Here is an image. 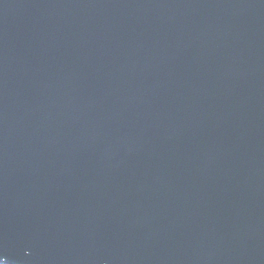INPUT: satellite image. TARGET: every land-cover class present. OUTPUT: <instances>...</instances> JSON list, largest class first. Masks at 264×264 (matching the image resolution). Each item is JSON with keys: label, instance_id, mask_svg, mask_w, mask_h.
I'll return each mask as SVG.
<instances>
[{"label": "water", "instance_id": "obj_1", "mask_svg": "<svg viewBox=\"0 0 264 264\" xmlns=\"http://www.w3.org/2000/svg\"><path fill=\"white\" fill-rule=\"evenodd\" d=\"M2 264H264V0H0Z\"/></svg>", "mask_w": 264, "mask_h": 264}, {"label": "snow or ice", "instance_id": "obj_2", "mask_svg": "<svg viewBox=\"0 0 264 264\" xmlns=\"http://www.w3.org/2000/svg\"><path fill=\"white\" fill-rule=\"evenodd\" d=\"M0 264H2V261H0Z\"/></svg>", "mask_w": 264, "mask_h": 264}]
</instances>
